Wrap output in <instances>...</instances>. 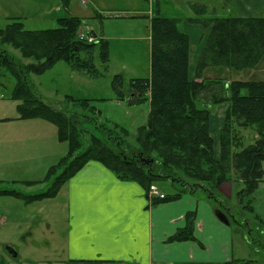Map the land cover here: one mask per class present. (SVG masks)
<instances>
[{
  "label": "trees",
  "instance_id": "trees-1",
  "mask_svg": "<svg viewBox=\"0 0 264 264\" xmlns=\"http://www.w3.org/2000/svg\"><path fill=\"white\" fill-rule=\"evenodd\" d=\"M61 2L68 8L72 0ZM194 9L198 17L187 21L210 31L194 78L190 75V39L179 27L182 20L164 17L158 4L150 17V77L132 80L126 90L123 77H114L113 87L119 101L129 106L150 103L147 124L137 130L139 148L130 152L111 135L99 138L92 134L85 147L86 131L80 126L78 115L49 106L28 84L29 75H42L59 62H65L73 71L87 77H101L95 65V52L100 49L101 63L107 67L110 62L108 41L104 38L93 43L80 40L77 34L82 20L79 17L58 19L57 29L26 30L23 23L16 21L0 29L2 44L13 46L23 58L35 61L19 65L0 48V70L15 80L11 98L17 102L19 119H40L54 125L59 142L68 144L67 153L48 169L43 180L21 182L27 187L47 183L49 187L45 192L26 194L3 190L0 195L14 197L27 205L54 199L83 167L98 162L118 178L135 181L147 191L150 185L167 181L178 184L180 193H194L202 187L210 198H215L221 184L240 183L236 196L244 209V198L258 189L264 175V81L225 82L202 78V73L211 67L235 71L256 68L264 59V16L203 19L199 16L206 14V7ZM128 94L134 98L129 100ZM204 95L206 101L201 99ZM66 100L94 109L91 99L69 96ZM200 101L209 107L227 105L218 140L211 134L212 111L200 107ZM246 129L254 130L257 135L254 143L247 147L240 132ZM194 219L195 212L187 214V226L171 241L195 240ZM247 263L232 260L223 264Z\"/></svg>",
  "mask_w": 264,
  "mask_h": 264
},
{
  "label": "crops",
  "instance_id": "crops-1",
  "mask_svg": "<svg viewBox=\"0 0 264 264\" xmlns=\"http://www.w3.org/2000/svg\"><path fill=\"white\" fill-rule=\"evenodd\" d=\"M206 3L205 5L212 6L216 3L222 4L223 8L228 5L229 14L234 17L264 16V0H207ZM163 4V1L158 3L162 15ZM181 20L183 29L180 30L190 39L191 73L202 52L208 30L199 24ZM148 23L146 29L151 38V19ZM222 71L238 75L243 73V79L219 77L221 71L213 67L206 69L203 77L228 81H264V59L254 69ZM111 104L114 109L106 108V112L110 117L116 118H110L114 124L119 125L122 120L129 124L138 122V118L132 117L131 110L133 114L142 115V125L146 124L147 116L139 109L142 105L129 106L119 100ZM223 107L226 108L227 105L218 107L211 117V134L216 140L219 138L226 112ZM136 108L138 110H134ZM102 111L106 113L105 110ZM41 128L45 127L36 120L26 122L20 120L18 114L9 117L2 110L0 102V164L20 166V171L14 172L16 177L13 180L18 184L23 185V181H40L41 179H30L29 176L36 170L46 174L67 153H57L54 133ZM12 146L15 151L11 149ZM28 169L31 171L27 172ZM239 185L237 183L234 188L230 182H225L217 189L215 196L220 197V203L228 204L240 188ZM162 192L168 196V200L155 199L139 183L118 178L98 162L88 163L62 187L56 198L28 205L20 200L24 205V213H38L42 216L36 225L46 222L51 228V225L57 224L63 232L59 245L46 244L45 256L41 260L37 255L43 250L39 249V244L33 243L34 252L28 254L24 264L38 263L34 260L51 264L49 255L53 250L62 256L56 264H223L232 260H245L241 245H247L244 235L247 228H231L216 214L218 210L230 219L231 208L222 211L213 198L204 192L198 193V190L194 193H180L179 189L172 193L164 190ZM190 212H195L196 239L171 241L178 231L187 226V214ZM1 218L6 223V217ZM38 229V226L29 228V235L24 239L26 245L33 241ZM9 249L12 248L7 249L12 257L19 256L15 251L16 257L13 256ZM2 264L11 262L2 256Z\"/></svg>",
  "mask_w": 264,
  "mask_h": 264
},
{
  "label": "rangeland",
  "instance_id": "rangeland-1",
  "mask_svg": "<svg viewBox=\"0 0 264 264\" xmlns=\"http://www.w3.org/2000/svg\"><path fill=\"white\" fill-rule=\"evenodd\" d=\"M160 1L164 2V17H177L183 19V21H187L189 18L195 19L198 16L196 15L194 7L201 6L206 7V14L199 16V18L231 17L229 14L230 10L227 7L228 5H225L226 8H223L222 4L219 5L218 3L214 6L205 5L207 4V0H150L149 2L143 0H72L68 8L63 6L61 0H0V29H5L7 25L14 21L23 23L26 30L37 31L57 29L58 19L79 17L82 20V26L77 34L80 40L93 43L100 38H104L108 41L110 62L107 67H104L101 63L100 49L97 48L95 52V65L102 74V76L97 79L73 71L65 62L57 63L52 69L46 71L42 75H29L30 81H28V84L46 104L58 110L64 108L69 111V113L73 112L78 115V122L82 129L86 131V137L84 138L85 147L89 145L90 136L93 134L99 138H106L107 135L118 138L127 152L139 148L136 141L138 136L137 130L139 127L147 124V122H145L146 124L142 125L143 116L137 113L133 114L131 110L132 117L138 118L139 121L136 123L130 122V125L125 120H122L119 121L122 126L120 124L116 125L112 120L116 118L110 117L108 112H106L108 111L106 108H109V110L110 108L114 109L111 102L118 100L117 91L113 87L115 76L121 75L123 77L125 90L132 80L148 79L150 77V32L146 29V26L149 24L148 21L152 16V10L156 8V2L158 4ZM179 27L183 29L182 25ZM207 30L206 40L210 32L209 29ZM206 40L204 41V45ZM0 48L6 50L19 65L24 66L35 63L33 59L23 58L20 51L16 50L13 46L2 44L1 39ZM200 56L201 54L197 58L193 72L190 73L192 78L195 77L194 74ZM191 60L192 51L190 52V62ZM221 69L230 70L228 68L216 67L215 70L221 71V73L218 74L219 77L243 79V73H241V75L237 73L228 74L226 72L223 73ZM222 80L225 82L236 81ZM14 87L15 80L13 77L3 69L0 70V102L2 104V110H5L6 115L9 117H15L18 114L16 110L17 102L13 101L11 98ZM69 96L76 99L94 100L91 104L94 109L91 110L82 105L67 101L66 98ZM127 97L129 100L134 98L129 94ZM206 98L207 97L204 95L201 99L206 101ZM134 100H136V98ZM203 102L200 101L199 106L207 109L210 108L209 110L212 111V115L214 111L218 109V105H211L209 107L208 104H204ZM141 105L142 108L139 109L143 111L142 114L147 116L148 120L150 103L146 102ZM220 106H225V104H221L219 107ZM223 108L227 110V107ZM223 108H221V110ZM102 110H105L106 113L104 114ZM134 110L138 109L136 108ZM36 121L39 122V124H43V127H45L41 129L54 133L57 153H65L68 151L67 143L61 144L58 142L57 129L54 125L40 119ZM133 124L134 126H132ZM121 127H124L122 129L126 130L128 134L121 130ZM240 132L243 136L245 147L254 143V137L257 138L254 130L246 129ZM48 146L50 147V145ZM57 146L60 147L57 148ZM12 148L13 146L11 149ZM12 150L15 151V147ZM17 150H19V148H17ZM1 154L2 152H0V155ZM152 162H154V159H152ZM3 165L0 164V179L2 180L0 181V191L17 190L26 194H36L45 192L48 189L49 186L47 183H41L35 187L26 188L14 182L13 180L16 177V173L14 172L20 171V166ZM30 171L31 170L28 169L27 172ZM231 174L233 177L236 176L234 170H232ZM44 175H46L44 172L39 173L38 170H36L29 178L43 180L45 177ZM158 183L162 190L168 193L175 192L180 188L178 184L174 185L167 181ZM235 187L236 183L234 184V188ZM197 190L198 193L204 192L208 195L206 189L202 187ZM213 199L217 202V205L222 211H225L226 208H231L232 216L229 219V224L225 223V225L231 226V228H237L238 230L247 228L244 233L247 245H244L245 247L241 245V249L244 250V263L264 264V175L258 189L250 196L244 198V209L240 206L236 193L228 204L220 203V197L218 195ZM22 206L24 205L20 200L10 196L0 195V218L4 216L7 219L6 223L0 225V264H2V256L7 258L11 264H24L26 257L28 258V254L34 252L33 243L39 244V249L43 250L42 253H38L37 255L39 260H41V258L45 256L44 253L47 243H55L56 246L61 243L63 234L61 226L54 224L51 225L50 228L46 225V222L36 225L37 221H39L42 216L38 213H24V211H22ZM2 222H4V220H2ZM27 226L28 228L26 229ZM36 226H38L39 229L35 232L33 241H29L26 245L24 239L29 235V228ZM8 248L14 249L16 253H19V256L16 258L12 257L7 251ZM60 256V253L53 250L49 255V260L52 261L51 264H56L57 261L61 259ZM39 260L34 261L38 262L36 264H42Z\"/></svg>",
  "mask_w": 264,
  "mask_h": 264
},
{
  "label": "water",
  "instance_id": "water-1",
  "mask_svg": "<svg viewBox=\"0 0 264 264\" xmlns=\"http://www.w3.org/2000/svg\"><path fill=\"white\" fill-rule=\"evenodd\" d=\"M216 214H217V216H218V218L222 221V222H224V223H226V224H229V220H228V218L223 214V213H221L220 211H216ZM9 252L11 253V254H13V256H15L16 257V253L14 252V250H10L9 249Z\"/></svg>",
  "mask_w": 264,
  "mask_h": 264
},
{
  "label": "built area",
  "instance_id": "built-area-1",
  "mask_svg": "<svg viewBox=\"0 0 264 264\" xmlns=\"http://www.w3.org/2000/svg\"><path fill=\"white\" fill-rule=\"evenodd\" d=\"M150 192L153 196L159 197L161 199H163L165 196L163 194H161L158 190V188L156 186H151L150 188ZM0 223H1V219H0Z\"/></svg>",
  "mask_w": 264,
  "mask_h": 264
}]
</instances>
